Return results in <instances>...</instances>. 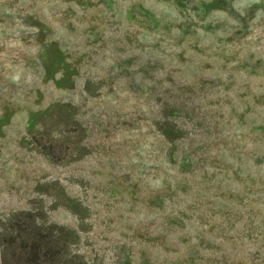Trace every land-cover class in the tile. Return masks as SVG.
<instances>
[{
	"label": "rangeland",
	"instance_id": "obj_1",
	"mask_svg": "<svg viewBox=\"0 0 264 264\" xmlns=\"http://www.w3.org/2000/svg\"><path fill=\"white\" fill-rule=\"evenodd\" d=\"M0 264H264V0H0Z\"/></svg>",
	"mask_w": 264,
	"mask_h": 264
}]
</instances>
